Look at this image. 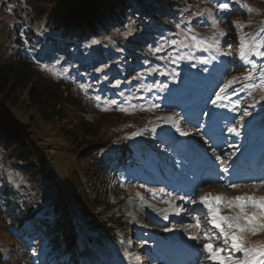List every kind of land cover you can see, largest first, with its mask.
I'll list each match as a JSON object with an SVG mask.
<instances>
[{"label":"rangeland","instance_id":"374dc122","mask_svg":"<svg viewBox=\"0 0 264 264\" xmlns=\"http://www.w3.org/2000/svg\"><path fill=\"white\" fill-rule=\"evenodd\" d=\"M202 2V0H189L185 5L179 7L180 10L182 9L179 17H182L183 21H187L190 13L197 11L204 12L203 17L191 18V24L195 33L201 38L210 39L214 33L218 34L219 31H224L226 35L223 37L217 35V38H225L226 44L224 46L221 44V48L225 52L229 53L230 48H234L237 43L234 40L231 43V47H229L227 45L229 38L232 40V37L243 35L242 37L246 40H257L264 37V33L257 31V28L262 23L264 24V0H241V4H246L254 9L251 13L246 8L240 7L241 4H236L235 2H230V10L225 12H221L215 7L218 0H206L204 3ZM236 6L240 8H235ZM209 13L219 21L218 28L213 29L211 27ZM33 19V10L26 5L25 0L22 10H15L10 7L0 8V63L4 62L13 51L11 44L15 40L14 27L19 29L17 34L22 42L20 47L25 48L27 51L30 40H34V38L38 37L41 44L46 43L44 41L46 33L48 36H51V33L48 32V28H44V19L43 22L34 21ZM172 21H168V26H173L170 30L164 28L161 34L158 33L160 36L156 35L158 41L162 37H179V32L175 27L176 23ZM236 23L246 25L249 29L247 30L244 27L242 30H239L235 27ZM133 24L125 25L122 31L125 33L132 32ZM153 29L154 27L151 31ZM173 31H176V37L172 36ZM125 33L121 35L116 33L111 36L118 38L120 41H127L128 36L126 37ZM154 42L155 38L152 35L150 36L148 46ZM102 48H105V53L103 54L101 50L100 55L103 54L104 58H108V56L109 58L107 60L100 58V61L103 63L100 62L102 65L98 63L95 66L94 70L96 74H86V71L79 73V71L73 70L76 67H81L83 64L70 66L60 62V60L51 58L48 54L44 53L46 46L41 47V53L31 54L28 52L30 58H32L31 61L36 63L35 69L32 68L36 73L35 79L42 85H60L61 88H64V84H67L71 86L68 91L70 94L72 93L71 95L74 100L80 96L81 101L78 102V107L71 104L72 106L66 108L67 121H52L44 124L37 119L30 108L25 109V107H21L22 109L16 108L19 112L11 109L10 113L13 116L17 114V117L21 118L20 122L22 124L28 123L31 128L32 125L37 126L36 133L43 141H46L44 143V148L46 149L45 157L48 160L46 164L53 167L50 165L49 158L53 160V170L56 175L68 176L66 164L71 165L73 163L69 149L70 145L67 144L63 132L60 130L62 127L64 130L71 129L72 133L77 132V129H73V122L78 124L84 133L91 134V137H94V139L103 141L106 144L108 143L110 147L118 142L130 140L131 145H135L136 142L140 144L141 139L146 143H143V145L148 146V152L151 154L149 157L141 160L151 172L145 171V176L137 175V180L141 177L147 178H142L143 180L140 181L141 185L144 180L147 181L143 184L145 186L144 189L139 188L140 194L144 196V200H141L138 195L134 198V189H132L134 182H127L126 185L129 188H126V191L130 193L129 199L116 208L110 209L113 214L121 215L129 224V232L134 233L132 238L126 232L120 236V250L125 254L129 241L132 245H135L139 241L145 242L144 250L137 251L139 259L132 258L129 253L117 255L113 259L107 253L104 256L106 261H98L95 264H137V262L141 264H197L198 261L199 264H209L201 248L202 243L206 241L197 244L195 241L189 240L187 232L196 234V229H190L186 232L181 227L180 222L182 217L185 225L189 222V213L182 212L181 216H175L169 211V219L164 220V212L162 210L169 206L158 202V198L154 199L146 189L164 187L168 190H173L179 187L180 184L178 182L187 181L190 185H200L197 189L199 195L212 193L213 195H222L229 199L245 194L253 195L257 198L264 197V187H253L254 184L260 181L256 180L258 161H260L259 172H261V169H264V108L261 107L259 99L262 94H259V90H257L252 97H249L242 92L239 97L242 100V104L235 112L215 108L210 103L209 98L213 97L215 90H218V84L221 80L231 79L232 77L243 78L247 74L245 66H242L239 57H234L230 66L226 62L227 56L230 59L229 55L219 56L218 60L212 61L207 66L197 64L195 60H188L186 58L180 62L179 66L175 64L166 65L169 69L174 68L179 73L175 81L171 77L148 76L147 74H145V78L142 80H133L132 77L136 76L138 72L143 71L146 66L164 67L165 63L155 59V56L148 59L147 56L145 59H140L137 62L139 64L132 70L127 68L128 74L123 65L126 61V52L113 46L111 43L103 45ZM181 51L187 53L188 50L183 49ZM149 53L151 52L149 51ZM161 54L163 53L159 55ZM213 54L215 53L207 51H197L195 53L197 56L203 55L205 57ZM81 58L83 60L87 59L86 52L81 54ZM253 59L255 58L253 57ZM219 61H223V63ZM193 64H195L194 67L192 66ZM104 65H108V67L104 68ZM127 66L131 67V64L128 63ZM205 67H207V71L203 70ZM98 68H102L103 70L97 72L96 69ZM81 69L85 70L84 66ZM125 74L128 75L126 76ZM117 79L122 81L119 88L112 86ZM130 80L132 82L128 83ZM153 81L165 82L168 84V88L158 94L155 91L151 93L143 91L141 86ZM81 84L88 86L87 91L80 88ZM138 88L140 89L139 91L137 90ZM120 92H123L124 95H119ZM97 95L101 96V101L95 99ZM156 95H159L160 98L152 99ZM129 96H143L145 98L144 100L134 98L128 102L129 104L155 103L159 105V108L151 112L133 111L129 108V112L124 113L118 111L115 105L105 103L112 99L124 102L126 97ZM233 99H237V97H233ZM253 104L255 106L250 107ZM243 109H247L251 114L241 122L239 113ZM205 112L209 113V115H203ZM174 113L178 114L175 119L181 131H190L192 134L181 136L171 124L161 122L159 126H156L159 117ZM31 115H33V120L30 119ZM233 124H236L240 131V136L238 137L227 131V128ZM197 125L200 126L201 133L194 131ZM153 126H156L155 132L152 131ZM134 132H139L140 135L133 136ZM144 136L145 138L143 139ZM55 138H58V140ZM205 140L208 143H205ZM89 141L93 143L92 140L89 139ZM153 141L156 143H153ZM164 142H167L168 146L162 145ZM230 144L237 145L238 150L230 148ZM209 145L215 147L217 153L222 154V159H216V155L213 154ZM188 147H190V150H187ZM255 147H259L261 151L256 156L255 161H253V165L245 166L243 163L244 170L238 172V169H235L234 166L239 163V160L243 159L246 152L254 150ZM57 151H59L58 154H56ZM136 152L133 157L138 158L139 153L138 151ZM62 156H64L63 159ZM159 156L162 157V160L159 161L163 166L162 168L157 167L156 159L159 160ZM183 166L192 168L191 172L189 169H183ZM8 167L11 166L4 163L0 157V190L5 184L8 186L7 189L11 191L21 192V188L24 187L23 193H26V189L29 187L27 186L28 183H25L26 178L18 172L11 171ZM224 167L229 168L228 179L225 173L220 171ZM196 169H200L199 173H195ZM165 172L167 174H164ZM236 175L240 176L242 180H246L243 181L245 183L238 182L241 184L239 189L221 186L228 181L234 180ZM212 176L215 177L214 181L209 179ZM220 177H225V179L221 180ZM247 177L252 178V180L249 181ZM40 182L42 183L44 180L40 179ZM208 182L212 183L209 184ZM22 198L28 199L29 196L23 195ZM192 207L194 206L185 205V208L188 209ZM236 211L238 210L223 208L221 214L230 216L234 215ZM248 211L251 213L252 209H248ZM204 213H206V209ZM204 213L200 214L202 225L206 223ZM0 226L5 230L4 225ZM164 226L173 228L174 230L165 232L163 230ZM208 227L211 226L208 225ZM4 235L8 237V240H5L0 234V264H55L51 258L49 261L41 259L36 262V259L33 260V253L28 250L23 255L22 249H18L20 243L14 242L10 238V235L6 233ZM247 240L250 244L264 242V234L249 235ZM217 243L219 244L221 241H217ZM176 249L181 252V257L178 259H175V256L172 254V251L179 254ZM81 264L86 263L82 261Z\"/></svg>","mask_w":264,"mask_h":264},{"label":"trees","instance_id":"16d2710c","mask_svg":"<svg viewBox=\"0 0 264 264\" xmlns=\"http://www.w3.org/2000/svg\"><path fill=\"white\" fill-rule=\"evenodd\" d=\"M5 1L8 0H0V8L5 7ZM187 2L189 0H25L33 10V20L43 22L44 19V28L49 29L51 36L46 33L43 44L38 37L31 38L27 51L20 47L19 29L14 27L13 51L11 48L10 56L0 63V157L11 166L8 167L11 171L25 177L29 186L26 193H23L24 187L21 192L8 190L5 184L1 188L0 225H4L5 230L0 226V234L5 240L8 237L4 233L19 242L18 249H22L23 255L28 250L36 262L51 258L55 264H81L82 261L95 264L106 261L107 253L113 259L128 253L137 258V251L145 243L139 241L132 245L129 241L124 254L120 250V236L126 232L132 238L134 233L129 232V224L123 217L110 209L129 199L127 182H134V198L140 193L141 184L136 178L143 165L133 155L138 151L142 157L148 150L147 145H131V140L110 147L84 133L73 122L75 133L60 128L70 145L73 163H64L68 176L56 175L53 160L49 158L53 167L46 164V141L36 133L37 126L31 128L28 123L22 124L21 118L17 114L13 116L10 110L19 112L16 108H30L44 124L67 121L66 108L71 104L78 107L81 99L79 96L74 100L68 91L71 86L67 84H64L66 89L60 85H42L35 79L32 68L35 69L36 63L31 61L28 52L41 53V47L46 46L44 53L51 58L70 66L83 64L85 70L82 66L73 70L96 74L94 69L100 64V58H109L103 57L105 48L102 47L111 43L126 52L123 65L128 73L140 59L153 56L147 49L150 36L155 38L164 28L170 30L173 27L168 26L170 20L183 21L179 7ZM131 23H134L133 30L127 41L111 36L125 33L123 28ZM92 40L98 43L92 45ZM83 52H86V60L81 58ZM30 119L33 120V115ZM23 195L29 198L23 199Z\"/></svg>","mask_w":264,"mask_h":264},{"label":"snow or ice","instance_id":"6c2138e0","mask_svg":"<svg viewBox=\"0 0 264 264\" xmlns=\"http://www.w3.org/2000/svg\"><path fill=\"white\" fill-rule=\"evenodd\" d=\"M230 2L241 4V0H218L215 7L225 12L230 10ZM241 7L251 13L254 11L246 4H241ZM204 12L197 11L189 14L187 21L177 22L175 27L179 32L178 38L162 37L154 46L149 48V51L155 56V59L165 63L164 67L160 66H146L141 72H138L136 76H133V80H142L145 78V74L148 76L159 75L162 77H171L173 81L176 80L179 73L173 68L169 69L167 64H175L179 66L180 62L185 60H195L197 64L205 65L212 63V61L218 60L219 56H227L229 53L225 52L221 48L220 40L217 38L226 35L224 31H219L218 34L214 33L210 39L199 37L195 33L192 24V17H203ZM210 25L213 29L218 28L219 21L209 13ZM182 23L186 24L182 27ZM235 27L242 30L245 25L236 23ZM264 31V29H262ZM131 32L125 33V36L131 35ZM176 33H172L173 37H176ZM98 41L92 40L91 44L96 45ZM231 47V45H229ZM171 49V50H169ZM183 49H187V53H184ZM209 52L215 53L205 57L203 55L197 56L195 53ZM163 53L161 55H157ZM253 57L255 59H253ZM239 59L242 62V66H245L246 75L243 78L232 77L231 79L221 80L218 84V90H215L213 97H210V103L213 107L218 109H227L230 112H235L242 104V100L239 98L243 92L247 96L252 97L253 94L259 90L262 95L260 96L261 107L264 108V37H261L249 44L248 41L241 37L240 39V52ZM223 63V61H219ZM259 62V63H258ZM193 67L195 64L192 65ZM108 65H104L107 68ZM102 68L96 69L97 72L102 71ZM207 71V67L203 69ZM106 78V77H105ZM132 81H128L131 83ZM247 82V83H245ZM122 81L117 79L112 85L119 88ZM143 91L151 93L155 91L157 94L165 91L168 88V84L162 81H153L141 86ZM80 88L87 91L88 86L81 84ZM140 90L139 88L137 89ZM119 95L123 96L124 93L120 92ZM237 97V99H233ZM134 98L144 100L143 96L126 97L124 102L117 101L116 99L108 100L105 103L108 105H115L116 109L120 112L128 113L129 108L140 111H153L158 109L159 105L155 103H140L129 104L128 102ZM159 95L152 97V99H159ZM97 101H101V96L95 97ZM207 103V102H206ZM128 105V106H125ZM251 105L250 107H254ZM107 110V108H105ZM251 113L247 109H243L240 113V121L243 122L244 118ZM178 114L167 115L159 117L156 126L159 124H171L175 127L176 131L181 136H189L192 134L190 131H181L179 125L176 123L175 117ZM203 115L208 116L209 113L205 112ZM156 126H153L152 131H156ZM196 133H201L200 126L197 125L194 129ZM227 131L235 136H240L236 124L227 128ZM133 136L140 135L139 132H134ZM208 143L207 140L204 141ZM213 154L216 155V159H222V154L216 152V148L209 145ZM230 148L238 150V146L230 144ZM223 173H229V168L224 167L220 169ZM221 180L225 177H220ZM181 186L177 189L168 190L164 187L147 188L146 191L151 194L154 199L158 198V202L168 205L169 207L163 209V219H169V211L172 215L181 216L182 212L189 213V222L185 225L183 223V217L181 219V227L187 230L196 229V234L187 232L188 239L195 241L197 244L202 243L201 248L209 264H264V242L250 244L247 240L249 235L256 236L258 234H264V197H255L253 195H240L232 198H226L222 195H213L212 193H205L199 195L197 189L200 185H189L187 181L178 182ZM209 184L212 182H208ZM222 187L230 189H239L241 184L234 181H228L226 184H222ZM144 188V185H140ZM253 187H264V179H261ZM141 200H144V196L137 193ZM181 202V203H176ZM185 205L194 206L191 209L185 208ZM223 208L237 209L234 215L226 216L222 215ZM206 209V213L204 210ZM248 209H252L251 213ZM197 213V214H192ZM204 213L205 224L202 225L200 214ZM210 225L211 227H208ZM165 232H171L174 229L164 226ZM221 241V243H217ZM143 247V244H141ZM239 254V255H237ZM139 259V257H137ZM199 264V261L197 262Z\"/></svg>","mask_w":264,"mask_h":264},{"label":"bare ground","instance_id":"6f19581e","mask_svg":"<svg viewBox=\"0 0 264 264\" xmlns=\"http://www.w3.org/2000/svg\"><path fill=\"white\" fill-rule=\"evenodd\" d=\"M177 250V252H179L180 250H178V249H176ZM181 253V252H180Z\"/></svg>","mask_w":264,"mask_h":264}]
</instances>
